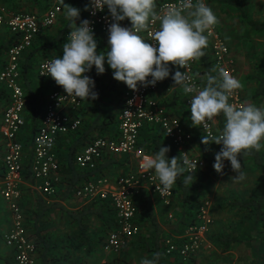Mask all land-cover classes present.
<instances>
[{"label":"trees","instance_id":"obj_1","mask_svg":"<svg viewBox=\"0 0 264 264\" xmlns=\"http://www.w3.org/2000/svg\"><path fill=\"white\" fill-rule=\"evenodd\" d=\"M4 1L13 4L19 2L20 5L22 3L26 5V12L30 14L42 13L49 6L48 0ZM166 1L172 0H154V5ZM216 3L236 6V2L233 0H216ZM65 4L80 9V19L76 21L78 25L86 12L84 10L86 0H66ZM239 10L244 24L250 28L252 33H264V18L259 22H254L240 7ZM123 23L125 27H131L129 21L126 20ZM69 31H71L69 21L65 18L63 5V11L56 25L44 30L21 59V87L27 101L24 117L27 127L29 124L30 142L42 112L45 95L42 91L32 88L33 61L39 57L44 60L47 54L61 55ZM95 36L98 50L104 51L107 48L108 39L100 35ZM17 40L18 37L9 31H6L5 40L2 41L0 38V64L5 51ZM209 46L207 40L204 55L196 59L194 67V73L200 84L206 81L207 75L216 76L209 55ZM255 68L257 72L250 76L253 86L250 98L253 100L264 98V52L259 54ZM175 71L176 68L173 67L172 74ZM88 75L95 81L98 99L90 103L82 102V106L77 112L81 119L79 129L59 140V145L64 147V150L57 154L58 175L61 176V179L55 185L57 188L53 197L55 201L47 203L44 196L32 190L31 186L34 182L30 172V162L24 165L23 179L27 185L20 187L19 206L22 210L23 225L27 236L35 246V264H83L85 259L82 254L93 252L98 245L103 248L108 233L117 227L114 209L108 201L92 200L74 211L68 210L62 205L74 198L76 190L82 184L97 177H108L104 171L106 165H123V161H128L130 158L120 156V161H118L115 159L116 157L107 155L95 170L77 168L76 158L85 146L96 138H111L116 135L117 116L122 107L123 92L127 88L124 83L113 79L112 71L107 68V65L105 74L97 75L93 68ZM173 83L170 75L168 79L161 82L160 91L173 86ZM178 95L179 99H176ZM6 99L7 94L0 86V107H4ZM165 99L167 101L158 100L160 106L167 111L171 110L183 129L192 134L191 144L200 152V157L205 162V167L194 173L195 175L202 173V176L198 179L194 177L193 184L185 185L182 183L183 177H178L176 185L172 189L173 201L170 209L174 210V220L171 222L173 224L169 228V233L178 236L177 234L182 235L184 230L195 221L199 199L204 192L202 185L215 172L213 169L215 153L220 150L221 145L213 143L207 146L208 150H206L205 146L201 144L203 135L197 127L191 126V112L183 104L177 86L172 94L165 96ZM109 106H114L116 112L110 110ZM218 119L219 129H222L223 115H219ZM30 142L26 144L28 145ZM26 144L22 143L24 147L27 146ZM160 146L170 149L169 158L180 157L158 127L144 126L140 130L138 138V147L141 151L152 155L159 150ZM244 157L252 168L258 170L259 178L254 184H251V189L248 192H241L242 194L238 196L231 194L216 200L217 214L214 217L211 215L213 219L207 233V240L221 253L243 247L247 250L244 264H264V149L259 152L253 151ZM155 201L159 204L156 198ZM133 202L135 206L134 223L139 229L135 239L132 238L127 244L129 250L142 248L143 251L150 253L151 258L158 253L159 264H194L195 256L183 259L177 254L165 255L164 239L167 235L157 222L151 195L144 191ZM59 223H62L64 229L57 231ZM213 224L214 226H212ZM117 260L115 258L111 262L116 263ZM7 264H11V262L7 261Z\"/></svg>","mask_w":264,"mask_h":264},{"label":"built area","instance_id":"obj_2","mask_svg":"<svg viewBox=\"0 0 264 264\" xmlns=\"http://www.w3.org/2000/svg\"><path fill=\"white\" fill-rule=\"evenodd\" d=\"M198 2L199 0H191L193 7L185 8L186 0L166 1L154 5V11L158 15H163L169 11L179 10L186 15L195 8ZM203 2L205 3L204 0ZM64 3L63 0H48L49 6L45 11L33 14L8 13L0 7V32L6 30L18 37V40L7 49L0 64V86L7 94L0 121V135L5 147V154L2 158L3 172L0 178V198L9 212L11 223L9 229L2 235V242L11 249V264H35V246L27 236L23 225L22 210L19 206L25 160L24 146L19 136L25 128L24 115L27 106L21 87L20 63L37 37L44 30L56 25ZM84 19L92 21L95 35L108 39L107 29L110 21L107 9L104 12H97L95 16L86 11L82 20ZM122 26H124L123 22ZM158 27L159 21H153L140 35L151 43V33ZM69 34L70 31L66 39ZM205 35L210 45V58L216 72L219 73V70L223 69L234 77L235 71L231 65L232 61L226 43L214 27ZM56 57L52 55L42 60L35 71L36 77L48 90V94L44 95L42 112L30 142V172L38 184V191L46 198L55 196L57 192L55 179L59 171L57 163L59 140L78 130L81 125L77 112L82 102L74 98L64 99L63 96L66 94L63 89L57 86L51 77L42 75L43 65ZM196 62L197 60L190 61L187 69L178 67V71L183 73L187 70L190 84L199 90L202 87L194 73ZM160 88L161 82H158L155 87L138 86L137 91H132L127 87L123 92L122 107L117 116L116 135L111 138L94 139L76 158L77 168L83 170H95L107 155L127 156L135 160L134 170L127 175L118 178L97 177L82 184L74 195V199L77 200L108 201L114 209L117 227L106 237L103 245L106 253H119L138 234V227L134 223L135 206L133 202L138 195L145 191L155 197L164 208L170 209L172 206V190L161 196L155 186L159 183L158 179L153 172L144 167L145 157L148 155L138 147L139 133L144 126L158 127L181 158L187 154L189 160L197 165L191 171L196 173L205 167L202 159L195 158L189 153L192 134L185 131L179 120L170 116L168 111L160 106L156 97ZM183 93L185 106L190 111L191 97L195 95V92L188 94L183 91ZM230 103L235 106L241 105L237 92L230 97ZM197 129L202 135L219 136L220 133V130L216 129V121L208 129L204 130L202 127H197ZM171 217L169 215V218ZM211 224L208 204L205 203L198 211L195 221L186 228L182 235L167 237L164 240L165 255L177 254L183 259L195 256L202 247L209 246L207 233Z\"/></svg>","mask_w":264,"mask_h":264},{"label":"clouds","instance_id":"obj_3","mask_svg":"<svg viewBox=\"0 0 264 264\" xmlns=\"http://www.w3.org/2000/svg\"><path fill=\"white\" fill-rule=\"evenodd\" d=\"M184 7L192 8L191 0H186ZM105 9L110 21L108 41L107 48L99 51L92 21L84 19L77 26L80 9L64 3L71 31L63 45V54L45 63L42 75L51 77L63 89L64 99L89 103L98 99L95 81L88 75L93 68L97 75H103L107 65L113 79L132 91H137L138 86L155 87L171 75L172 87L180 86L188 94L195 92L190 105L192 127L208 129L217 116L223 115L224 125L219 136L203 134L201 144L206 150L213 143L221 145L215 153L213 169L223 174L225 162H230L236 173L232 180L244 181L243 156L264 148V107L247 102L239 106L230 103V97L242 84L223 69L216 76L207 75L205 86L199 90L190 84L187 70L172 74L173 67L187 69L190 61L204 55L205 33L218 23L213 10L203 0L187 15L179 10L158 15L154 11V0H88L84 10L95 16ZM126 20L131 27L122 26ZM153 21H159V27L151 33L149 43L140 33ZM169 151L168 147L160 146L154 154L145 157L144 167L158 179L155 186L161 196L174 188L178 177H183L185 185L193 184L191 169L197 167L187 154L183 158H169ZM140 264H159V254L141 259Z\"/></svg>","mask_w":264,"mask_h":264},{"label":"rangeland","instance_id":"obj_4","mask_svg":"<svg viewBox=\"0 0 264 264\" xmlns=\"http://www.w3.org/2000/svg\"><path fill=\"white\" fill-rule=\"evenodd\" d=\"M206 5L210 7L215 15L218 18V23H216L213 27L219 34V36L223 39L226 45L229 48L230 60L232 61V67L234 68V77L237 78L242 87L237 90L240 104L251 103L255 104L257 107H264V98L253 100L250 98L251 88L253 87L250 82V76L254 75L257 71L255 66L257 65V58L260 53L264 52V33L263 34H254L248 28L242 18L239 7L248 15V18L254 22H259L264 18V0H233L236 2V6L222 5L216 3V0H204ZM0 6L5 7L8 13H24L30 14L26 12V5L16 3H7L4 0H0ZM238 6V7H237ZM194 10V9H193ZM192 10V11H193ZM18 11V12H16ZM187 15V14H186ZM0 38L5 40L6 31L3 30L0 32ZM210 55V51H209ZM52 56L48 55L46 58ZM212 62V66L214 68L215 75H218L216 72L214 63ZM33 69V75H31L33 81L35 80V71H36V63ZM205 82V83H204ZM201 83V87L203 88L206 84V81ZM33 83V82H32ZM45 96L48 94V90L43 89ZM160 93V91H159ZM158 93V94H159ZM162 95L166 96V91L162 90ZM158 96V95H157ZM110 110L115 111L114 106H109ZM3 110V107H0V115ZM217 127H219V119L218 116L215 118ZM224 125V124H223ZM223 127V126H222ZM25 130V129H24ZM264 148H262L263 150ZM190 153L193 157L202 159L200 156V152L196 150L193 145L191 146ZM118 161H120L119 157H116ZM123 166L121 169L123 172L116 170V174H128L134 170V158L130 157L128 161H123ZM242 171L246 176V179L242 182H235L232 178L235 177L236 173L231 169L230 162H225V168L223 170V174H218L216 171L209 177L208 181H206L202 185V189L204 192L199 199V205L197 206L198 211L201 207L204 206L205 203L208 204L209 211L214 217L217 214V208L215 206L216 200L221 197H226L231 194L239 195L243 192L246 193L251 189V184H254L256 180L259 178L258 170L252 168L249 161L243 156L242 158ZM127 169H123V168ZM115 174V175H116ZM187 174V173H186ZM114 175V176H115ZM197 179L202 176V173L193 174ZM112 177V176H108ZM113 178V177H112ZM242 192V193H241ZM152 201L155 207L156 219L158 224L162 227L163 231L166 232V235H170L169 228L174 220V210L166 209L162 205L158 204L155 201L153 196ZM83 202H89L88 200H83ZM3 205V204H2ZM5 207V206H4ZM169 215L172 217L169 218ZM213 219V218H211ZM214 226V224L212 225ZM63 228L62 223L58 224L57 231H60ZM64 229V228H63ZM139 229V228H138ZM212 229V228H211ZM186 230V229H185ZM184 230V231H185ZM4 234L3 231L0 230V241L1 237ZM166 238V237H165ZM135 239V238H134ZM209 242V241H208ZM137 245V244H136ZM141 245V244H139ZM247 250L243 249V247H238L234 251L221 253L218 249H216L210 242L209 246L205 245L200 252H198L194 257V264H244L245 263V255ZM82 257H84L85 261L83 264H140L141 259L151 258L149 252H145L142 248H136L134 250H129V248L125 247L119 253H106L103 248L98 245L94 248V251L88 254L83 253ZM118 259L116 263H112L111 260Z\"/></svg>","mask_w":264,"mask_h":264},{"label":"crops","instance_id":"obj_5","mask_svg":"<svg viewBox=\"0 0 264 264\" xmlns=\"http://www.w3.org/2000/svg\"><path fill=\"white\" fill-rule=\"evenodd\" d=\"M0 7H2V8H4V9H6L5 7H3V6H0ZM195 9V8H194ZM7 10V9H6ZM5 53H6V51H5ZM5 53L3 54V57L5 56ZM3 57H2V59H3ZM43 58V57H42ZM43 59H41V57H39V59H36V60H34L33 61V63L35 64L36 63V67H37V65H38V63H40L41 61H42ZM35 67V66H34ZM176 68V71L178 70V67H175ZM36 69V68H35ZM35 76H36V74H35ZM33 87V89L34 90H40V91H42L43 93H44V90L43 89H46L45 87H44V85H43V83L36 77L35 78V80L33 81V83L31 84ZM178 87V90L180 91V98H182V102H183V104L185 105V95H184V93H183V91H182V89H181V87L180 86H177ZM174 89H175V87H172V86H170V87H168V88H166L164 91H166V96H169V94H172V91H174ZM162 91V90H161ZM161 91H160V93L159 94H157L158 96H156L157 97V99L158 100H160L161 102L164 100V101H167L166 99H165V96H163L162 95V93H161ZM176 99H179V95H178V98L176 97ZM181 104V103H180ZM186 107V106H185ZM168 113L170 114V116H172V117H175V115L173 114V112L171 111V110H169L168 109ZM1 116H2V112H1V115H0V121H1ZM215 121H216V119H215ZM25 129V130H24ZM23 129V131H22V133H21V135L19 136V140L21 141V143H24V144H26V143H28V142H30V138H29V124H28V127H27V121H25V128ZM216 129L217 130H221V129H219V127H217V124H216ZM68 142H70L69 140H68ZM27 145V144H26ZM191 146H192V144H190V146H189V153H190V149H191ZM63 150H64V147H62V146H60L59 145V143H58V148H57V151L58 152H60V153H62L63 152ZM4 154H5V147H4V140L1 138V135H0V178H1V176H2V172H3V166H2V158H3V156H4ZM24 155H25V160H24V165L27 163V162H30L31 163V148H30V143L26 146V147H24ZM190 155H191V153H190ZM149 156V155H148ZM120 165H122V164H117V165H106L105 167V173L108 175V176H112L113 178H118V177H123V176H125L124 174H116L115 172H116V170H118V168H121V166ZM123 166V165H122ZM123 169H127V168H123ZM118 171H120V173L121 172H123L121 169H119ZM116 174V175H115ZM115 175V176H114ZM127 175V174H126ZM32 176V175H31ZM111 177V178H112ZM60 179H61V176H59V175H57V177H56V181H55V185L60 181ZM32 180H33V185L31 186V188H32V190L33 191H35V193H37V194H39V195H42L39 191H38V189H37V182L36 181H34V179H33V177H32ZM23 185H27V182L23 179L22 180V184H21V186H23ZM20 186V187H21ZM21 192V191H20ZM43 196V195H42ZM54 197V196H53ZM53 197H50V198H46L45 197V199H46V201H47V203H50V202H53V201H55L54 199H53ZM86 202H83V200H77V199H71V200H69V201H67V202H64V203H62V205L66 208V209H68V210H72V211H74V210H77V209H79V208H81L84 204H85ZM3 204V202H2V200H1V198H0V230L1 231H3L4 233L9 229V227L11 226V223H10V216H9V212H8V210H7V208L6 207H4V204ZM209 213H210V211H209ZM210 216H211V213H210ZM169 232V231H168ZM184 233V232H183ZM182 233V234H183ZM176 234H170V235H168L167 237H171V236H175ZM178 236H179V234H177ZM166 237V238H167ZM165 238V239H166ZM164 239V240H165ZM203 248V247H202ZM201 248V249H202ZM200 249V250H201ZM10 257H11V249H9V248H7L5 245H4V243L2 242V238H1V241H0V264H7V261H10L11 262V260H10Z\"/></svg>","mask_w":264,"mask_h":264}]
</instances>
